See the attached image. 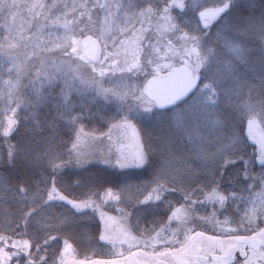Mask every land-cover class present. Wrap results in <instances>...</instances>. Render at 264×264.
Masks as SVG:
<instances>
[{"label": "snow or ice", "instance_id": "snow-or-ice-1", "mask_svg": "<svg viewBox=\"0 0 264 264\" xmlns=\"http://www.w3.org/2000/svg\"><path fill=\"white\" fill-rule=\"evenodd\" d=\"M0 105V264H264V0H0Z\"/></svg>", "mask_w": 264, "mask_h": 264}, {"label": "trees", "instance_id": "trees-1", "mask_svg": "<svg viewBox=\"0 0 264 264\" xmlns=\"http://www.w3.org/2000/svg\"><path fill=\"white\" fill-rule=\"evenodd\" d=\"M46 2L51 3V0H46ZM0 107H2V105H0ZM8 143L14 144L15 140H11ZM7 148H8V144H6L3 139H0V154L5 153L7 151ZM252 150H253L252 148H249L250 152ZM257 191H259V189H257ZM245 195L247 196L249 194L245 193ZM94 228H95V224L92 221H90L88 218H85L83 221L82 227L80 228V233H89L90 234L94 230ZM74 239L77 241V244L81 243V236L80 235H76L74 237ZM69 242L71 243L72 241L70 240ZM62 246H63V242H61V247ZM73 246L76 247V244H74ZM77 252L79 253V255H83L81 248H77Z\"/></svg>", "mask_w": 264, "mask_h": 264}, {"label": "rangeland", "instance_id": "rangeland-1", "mask_svg": "<svg viewBox=\"0 0 264 264\" xmlns=\"http://www.w3.org/2000/svg\"><path fill=\"white\" fill-rule=\"evenodd\" d=\"M68 1V3H72V0H67ZM77 2H78V0H77ZM72 257H69V259H71ZM78 258H83V255H79V257Z\"/></svg>", "mask_w": 264, "mask_h": 264}]
</instances>
